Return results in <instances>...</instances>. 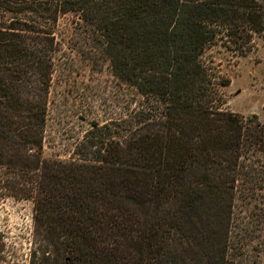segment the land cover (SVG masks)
<instances>
[{"label":"trees","instance_id":"obj_1","mask_svg":"<svg viewBox=\"0 0 264 264\" xmlns=\"http://www.w3.org/2000/svg\"><path fill=\"white\" fill-rule=\"evenodd\" d=\"M69 13L139 99L121 124L85 137L84 157L61 160L43 151ZM257 36L264 0H0V189L34 201L29 264L264 256V121L222 108L230 79L206 59L216 45L246 56ZM129 171L143 193L120 194Z\"/></svg>","mask_w":264,"mask_h":264},{"label":"rangeland","instance_id":"obj_2","mask_svg":"<svg viewBox=\"0 0 264 264\" xmlns=\"http://www.w3.org/2000/svg\"><path fill=\"white\" fill-rule=\"evenodd\" d=\"M56 30L60 50L55 54L43 155L71 160L85 156V137L97 127L105 131L112 123L121 124L136 108L139 97L112 74L104 56L90 47L83 23L73 13L62 16ZM254 46L251 53L239 56L216 45L206 52V59L218 75L230 79L223 87L222 108L246 117L256 114L264 121V36H257ZM120 178L123 180H117L125 181L119 189L121 195L143 193L141 185L135 183L136 171ZM128 205L138 212L136 203L128 200ZM235 212L237 215V206ZM126 217L136 219V214L131 211ZM35 234L34 201L17 198L1 188L0 264H29ZM237 264H264V256L250 248Z\"/></svg>","mask_w":264,"mask_h":264}]
</instances>
